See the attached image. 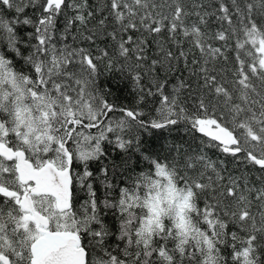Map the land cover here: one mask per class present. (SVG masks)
Segmentation results:
<instances>
[{"label": "snow or ice", "instance_id": "snow-or-ice-1", "mask_svg": "<svg viewBox=\"0 0 264 264\" xmlns=\"http://www.w3.org/2000/svg\"><path fill=\"white\" fill-rule=\"evenodd\" d=\"M0 264H264V0H0Z\"/></svg>", "mask_w": 264, "mask_h": 264}, {"label": "trees", "instance_id": "trees-1", "mask_svg": "<svg viewBox=\"0 0 264 264\" xmlns=\"http://www.w3.org/2000/svg\"><path fill=\"white\" fill-rule=\"evenodd\" d=\"M97 84L104 93L107 94L106 98L110 102H114L122 106H130L132 104V92L130 82L125 78L124 74L119 72L116 69L111 71L107 70L104 65L100 66V74L97 79ZM198 135V134H197ZM146 140L152 144L154 148L159 149L161 144H174L181 149H187L189 145L196 147L199 145V140H193L192 134H189L183 125L174 127L171 131H157L154 135H149L146 137ZM187 142V143H186ZM106 150L110 153L109 161L115 160L117 163L120 162L121 156L118 151H114L111 145H105ZM207 154L213 159H225L214 149H205ZM104 163H94L92 165V170L99 175V168L101 164ZM140 167L139 164L136 165ZM228 171L232 172L233 175H239L240 169L235 168L230 162L227 165ZM227 175V173H225ZM118 182V178H117ZM98 197L103 195V188L97 180L95 184ZM86 196V193L83 191H78V197L82 201ZM108 220H111V217H107Z\"/></svg>", "mask_w": 264, "mask_h": 264}]
</instances>
